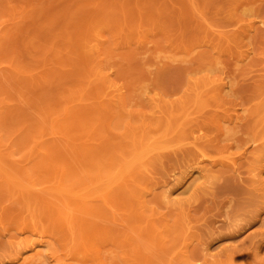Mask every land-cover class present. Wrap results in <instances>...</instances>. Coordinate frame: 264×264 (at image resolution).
Listing matches in <instances>:
<instances>
[{"label":"rangeland","instance_id":"1","mask_svg":"<svg viewBox=\"0 0 264 264\" xmlns=\"http://www.w3.org/2000/svg\"><path fill=\"white\" fill-rule=\"evenodd\" d=\"M0 264H264V0H0Z\"/></svg>","mask_w":264,"mask_h":264},{"label":"bare ground","instance_id":"2","mask_svg":"<svg viewBox=\"0 0 264 264\" xmlns=\"http://www.w3.org/2000/svg\"><path fill=\"white\" fill-rule=\"evenodd\" d=\"M191 171V170H190Z\"/></svg>","mask_w":264,"mask_h":264}]
</instances>
